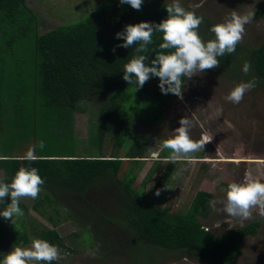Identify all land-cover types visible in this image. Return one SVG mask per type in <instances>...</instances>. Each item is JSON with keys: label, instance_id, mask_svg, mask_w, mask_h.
<instances>
[{"label": "trees", "instance_id": "1", "mask_svg": "<svg viewBox=\"0 0 264 264\" xmlns=\"http://www.w3.org/2000/svg\"><path fill=\"white\" fill-rule=\"evenodd\" d=\"M166 5L165 0H144L142 9L137 11L130 5L120 4L119 0H106L101 8L78 22L40 32L38 15L26 0H0V74L7 72L8 75V69H13L10 80L14 82L7 89L4 82L0 83V170L3 173L0 180L10 183L20 167L37 168L45 183L41 186V197L32 204L33 209L45 215L39 207L47 204L52 214L46 218L54 225L58 218L53 214L58 213L57 208L62 209L68 218L79 223L81 233L89 234V240H85L96 244L100 256L107 250L128 255L131 264H153L150 254L157 249L192 254L205 264H235L243 239L256 234L258 219L216 235L205 229L200 220L209 213L210 193L199 190L187 209L170 211L169 207L154 203L152 197L138 188L131 192L133 170L144 150V143H132L136 138L131 131L132 120L137 117L133 108L137 105L146 109L163 107L171 97L177 96L163 94L158 77H151L137 90L134 84L129 85L123 80V68L136 55L138 45L116 48L115 52L113 48L124 42L116 38V33L123 31L127 24L159 23L166 19ZM207 23L203 18L200 25L205 27L201 32L206 36L205 42L214 38ZM152 40L146 53L149 66L155 58L154 51H160L162 33H154ZM240 47L238 44L235 53L218 57L220 66L227 69L230 63H236ZM26 54L30 58H25ZM248 55L253 74L264 82V43L252 48ZM4 56L10 63L6 61L2 68ZM20 69L26 72L15 77ZM3 92L9 95V101L3 100ZM149 93L152 99L148 98ZM88 103L93 108L89 111L87 138H93L99 152L77 155L73 144L68 147L67 143L77 138L75 115L88 111ZM158 114L154 121L160 120ZM10 125L32 133L34 160L28 161L24 159L26 155L11 152L14 142L6 130ZM41 141L45 145L42 149L36 147ZM128 141L132 146L130 155L125 157L130 164L118 178L124 159L116 152ZM56 145L61 147L52 150ZM106 146L110 155L103 154ZM168 156L163 152L158 160ZM173 164L167 159L154 192L161 188ZM10 202V197H6L0 211ZM19 206L23 216L31 220L22 200ZM28 224L37 239L64 247L55 228L38 229L32 220ZM28 235L22 220L16 218L13 225L0 217V260L13 247L28 244ZM74 235L81 236L76 232Z\"/></svg>", "mask_w": 264, "mask_h": 264}, {"label": "rangeland", "instance_id": "2", "mask_svg": "<svg viewBox=\"0 0 264 264\" xmlns=\"http://www.w3.org/2000/svg\"><path fill=\"white\" fill-rule=\"evenodd\" d=\"M26 2L37 13L39 31L43 32L57 25L71 24L84 19L101 8L106 0H26ZM165 2L170 4L173 0ZM179 2L187 11L203 17L208 22L205 24L208 28L224 22L232 11L239 14L251 12L254 17L252 22L245 26V35L239 43L241 51L236 63H230L227 69L220 66L195 75L191 79L185 78L182 99L178 96L171 97L167 101L168 104L163 107L157 105L156 108L146 109L145 106L137 105L133 108L134 115L139 118L134 116L132 120L131 131L136 137L132 143H144V150L133 170L135 179L131 192L138 188L139 192L152 197L154 203L167 206L170 211L187 209L199 190L210 193L209 213L205 218H200L201 223L214 234L223 235L248 224L253 219H258L260 225L256 234L247 235L243 239L235 264H264V217L259 216L257 210H253L252 218L241 222L239 219L227 217L221 211L223 205L220 203L225 199L222 189H226L231 182H241L246 172H251L254 178L264 182V82L253 74L252 68L248 75L241 71L243 63L249 62V51L264 43V0H179ZM203 30L205 27L200 26L198 32L201 33ZM202 34H199L201 38H206L205 34ZM28 55L26 54L25 58H30ZM3 59L1 60L3 65L6 61L10 63L8 57L4 56ZM2 68H5V65ZM8 70V75L7 72L4 75L0 74V83L4 82L6 89L14 84L10 80L13 69ZM24 72L26 71L20 69L15 73V77ZM253 78H256L257 84L245 94L241 103L233 104L224 99L238 83ZM4 94L3 100L9 101V95ZM147 95L152 99L151 93ZM87 108L88 111L75 115L74 131L77 138L67 143L68 147L73 144L77 155H97L99 152L93 138L91 136L87 138L89 111L93 105L88 103ZM157 114L161 118L154 121ZM182 117L190 121V137L204 144V148L192 153L191 160H179L173 164L171 172L161 185V194L157 197L153 189L167 163V158L153 159L152 153L162 140L174 135V130L180 127L179 120ZM15 128L12 125L6 127L7 134L9 132L11 141L14 142V150L11 152L15 155L33 152L32 133ZM7 139L10 141L9 137ZM132 143L125 142L116 152V155L124 159L118 178H121L129 167V158L125 156L130 155L128 152ZM58 146L61 147L56 145L51 148L57 150ZM36 147H39V143ZM103 151L104 155H110L108 146ZM164 154L170 155L167 150ZM179 170L182 171L176 176L175 173ZM2 174L0 170V176ZM41 192L39 197L42 195ZM213 200L217 202L215 208L210 205V201ZM22 201L27 206L28 216L32 218L33 224H37L38 229L55 228L62 238L65 248L57 246L61 254L57 264H131V259L124 253L106 250L103 255H98L96 244L87 242L89 234L81 233L79 223L68 218L62 209L56 207L58 213L53 216L58 218V221L54 225L46 218L52 214V208L47 204L39 207L41 211L44 210V215L33 209L32 204L36 199ZM18 220L23 221L30 240L21 247H28L32 239H37L32 226L28 224L31 220L24 216L18 217ZM74 232L81 236L74 235ZM123 239L125 242L126 238ZM150 258L153 264H205L195 255L179 251L156 249V252L150 254Z\"/></svg>", "mask_w": 264, "mask_h": 264}, {"label": "clouds", "instance_id": "3", "mask_svg": "<svg viewBox=\"0 0 264 264\" xmlns=\"http://www.w3.org/2000/svg\"><path fill=\"white\" fill-rule=\"evenodd\" d=\"M120 4L130 5L133 9L140 11L144 0H119ZM168 16L159 23L140 22L127 24L123 31L116 33L117 39H122V44L115 45L116 48H135L136 55L124 65L123 80L129 85H135L136 90L142 88L151 77L159 78V88L163 94H174L183 98V78L191 79L193 76L206 72L207 70L220 67L218 57L235 53L237 45L242 42L245 35V26L252 22L254 14L251 12L239 14L232 11L222 23L211 26L209 31L214 38L205 42L198 34L199 26L203 17L194 12L187 11L181 6L179 0H173L167 4ZM154 33H162L163 43L159 45L160 51L155 52V58L149 61L148 46L153 43ZM165 50H168L167 52ZM251 64L245 61L241 71L248 75ZM257 84L256 78L238 83L224 97L227 102L239 104L245 94L251 91ZM180 127L174 130V135L164 139L155 148L152 158L156 159L165 150L170 155L167 157L171 162L179 160H191L192 153L204 148V144L194 141L189 135L190 121L186 117L179 120ZM44 142L39 147L44 148ZM24 159L32 161L35 159L33 152L29 151ZM179 170L175 173L180 174ZM44 179L38 174L35 167H20L10 183L0 180V204L6 197L11 202L0 211V217L6 221L16 224V218L24 215L19 204L22 199H37L42 190ZM166 187V186H165ZM167 188V187H166ZM225 199L221 201V211L229 218L239 219L241 222L252 218L253 210L264 217V182L253 177L251 172H246L241 182H231L226 189ZM161 190L155 195L158 197ZM216 201H210L215 208ZM227 222V221H226ZM61 257L59 249L43 239H32L28 247L16 246L8 252L0 264H52Z\"/></svg>", "mask_w": 264, "mask_h": 264}, {"label": "built area", "instance_id": "4", "mask_svg": "<svg viewBox=\"0 0 264 264\" xmlns=\"http://www.w3.org/2000/svg\"><path fill=\"white\" fill-rule=\"evenodd\" d=\"M206 229V228H205Z\"/></svg>", "mask_w": 264, "mask_h": 264}]
</instances>
